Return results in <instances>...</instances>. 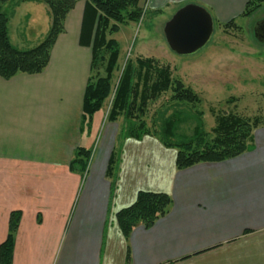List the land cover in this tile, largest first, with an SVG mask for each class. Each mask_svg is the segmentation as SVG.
Returning <instances> with one entry per match:
<instances>
[{
	"label": "crops",
	"instance_id": "0c3cea01",
	"mask_svg": "<svg viewBox=\"0 0 264 264\" xmlns=\"http://www.w3.org/2000/svg\"><path fill=\"white\" fill-rule=\"evenodd\" d=\"M147 2L152 10L195 2L225 23L246 0ZM3 9L15 47L28 49L45 37L51 18L44 3ZM97 15L88 0H75L47 67L0 78V244L10 212H21L12 264H213L227 249L264 235V114L248 151L183 170L175 167L176 150L156 137L118 139V121L107 113L103 128H93L98 112L84 126ZM78 146L90 150L83 175L69 170ZM139 191L165 192L171 205L125 239L115 215Z\"/></svg>",
	"mask_w": 264,
	"mask_h": 264
},
{
	"label": "trees",
	"instance_id": "16d2710c",
	"mask_svg": "<svg viewBox=\"0 0 264 264\" xmlns=\"http://www.w3.org/2000/svg\"><path fill=\"white\" fill-rule=\"evenodd\" d=\"M27 0H0V78L10 79L17 74H39L48 65L50 53L57 37L63 32V23L75 0H36L44 3L51 18L50 27L44 39L28 49L15 47L9 38V14L21 2ZM97 15L95 33L92 40V61L90 75L83 96L84 126L89 128L92 117L101 110L110 96L114 72L117 68L119 50L114 39L107 34L118 31V26L126 22H137L140 9L139 0H88ZM264 0H246L239 18L250 16ZM218 24L224 28H239L237 19ZM98 69H102V75ZM94 71L96 72L94 74ZM171 91V100L178 104L195 105L200 99L189 87L178 79L171 78V70L160 66L150 58L137 59V68L128 64L119 79L110 109L108 121H116L119 116L124 120L138 122L129 125L124 131L127 137L141 139L143 136L157 137L167 148L176 150L175 167L183 170L198 163L221 162L235 158L251 148L254 130L263 123L262 117H248L235 112L220 113L215 116L210 132L203 130L200 122L193 128L192 135L186 138L175 136L177 114L165 119L159 134L151 133L144 121H139V113L144 105L158 96ZM138 103V107L136 104ZM136 112V114L134 113ZM137 124V125H136ZM90 157V150L78 146L69 162V170L83 175ZM114 162L113 160L111 163ZM109 171L113 173V169ZM171 197L165 192L139 191L134 202L116 215V223L125 239L132 229L141 225L152 226L155 221L169 211ZM20 211H12L8 218V233L0 244V264H12L15 233L19 226Z\"/></svg>",
	"mask_w": 264,
	"mask_h": 264
},
{
	"label": "rangeland",
	"instance_id": "374dc122",
	"mask_svg": "<svg viewBox=\"0 0 264 264\" xmlns=\"http://www.w3.org/2000/svg\"><path fill=\"white\" fill-rule=\"evenodd\" d=\"M181 5L183 3L152 10L147 0H139L137 7L141 13L137 22L120 24L117 32L106 35L107 39H114L117 42L119 56L110 96L94 117L100 125L93 128L98 127L99 130L100 126L101 128L105 126L107 121L104 118L110 109L119 79L128 64L136 70L139 58H150L160 66L169 67L171 78L180 80L200 99L195 105L178 104L171 100L172 93L168 91L149 100L139 113V121H144L153 134H159L162 122L171 115L175 117L176 114L177 138L191 136L193 128L200 122L203 130L210 132L214 126L215 116L220 113L235 112L248 117H262L264 43L255 40L253 26L264 18V2L260 3L250 16L236 18L239 28L224 29L214 20V32L208 44L196 54L189 56L173 53L167 47L162 34L164 24ZM32 45L31 47L35 46ZM98 71L102 75L103 70ZM116 121L119 125L118 139L125 136L124 131L129 125L138 124L124 120L122 115ZM212 262L264 264V235L251 236L238 247L229 248L222 255L212 259Z\"/></svg>",
	"mask_w": 264,
	"mask_h": 264
},
{
	"label": "water",
	"instance_id": "95a60500",
	"mask_svg": "<svg viewBox=\"0 0 264 264\" xmlns=\"http://www.w3.org/2000/svg\"><path fill=\"white\" fill-rule=\"evenodd\" d=\"M214 19L202 5L186 3L164 24L162 34L167 47L179 56L196 54L210 41ZM256 41L264 43V18L253 26Z\"/></svg>",
	"mask_w": 264,
	"mask_h": 264
}]
</instances>
